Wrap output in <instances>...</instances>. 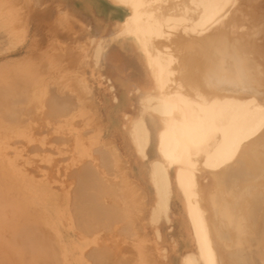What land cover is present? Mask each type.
Segmentation results:
<instances>
[{"label":"bare ground","instance_id":"bare-ground-1","mask_svg":"<svg viewBox=\"0 0 264 264\" xmlns=\"http://www.w3.org/2000/svg\"><path fill=\"white\" fill-rule=\"evenodd\" d=\"M24 1L0 0V147L21 141L0 157V264H166L136 220L159 236L172 192L192 236L180 264H264V0H112L105 18L99 0ZM120 80L141 87L120 126L140 157L150 143L144 217L99 123ZM57 193L84 243L26 210L41 195L54 211Z\"/></svg>","mask_w":264,"mask_h":264},{"label":"rangeland","instance_id":"rangeland-1","mask_svg":"<svg viewBox=\"0 0 264 264\" xmlns=\"http://www.w3.org/2000/svg\"><path fill=\"white\" fill-rule=\"evenodd\" d=\"M75 1H77V0H75ZM99 1L102 3V6L105 8L104 9L105 13H103L101 15L103 18L106 17L107 13H110L111 17H115V16L118 17L119 16L117 12L120 8L115 2H113L112 0H99ZM30 2H31V0H25L21 4V5H23V7H25L24 9H28L27 14H29L30 11L32 12V9H33V6L31 5L32 2H31V4H29ZM44 2H46V3H43V5H46V4H52L53 5L51 0H45ZM39 7H41V6H39ZM21 10H23V8H21L20 11ZM87 13H88L87 14L88 17L92 16L91 12L87 11ZM90 23H92V22H90ZM88 26H89L88 27L89 30H91L90 29V28H92L91 25H88ZM19 33H21V31ZM17 39H15V41ZM21 49H22V47L19 50H21ZM15 52H16V50L12 53H15ZM5 55H6V52L2 54V56H5ZM10 56L14 57V55H12V54ZM5 57H7V56H5ZM8 57H9V55H8ZM128 71H129V69H126L125 73L128 74L127 73ZM128 77L132 79L133 75L129 74ZM129 81L128 80L127 81H125V80L121 81L120 80V81L114 83V86L112 87V91L116 95V97L114 99H111V101H107L108 106L107 105L104 106V110L102 112L103 114L101 116L99 123H100V128L104 127V129H105L108 126H111L115 131L114 136L117 138V143L115 145H117L118 150L122 149V158L118 161L120 163V168L118 170L121 172L123 161H124V165H126L125 166L126 174L125 173H118V175H120V177L121 176L125 177L124 182L122 183L124 190L123 189L122 190L124 191L125 195L128 196V199L131 202H132V196H133L132 193L134 195H135V193L138 194L139 204H136L137 208L135 211H134L135 204H132L133 205L132 214L135 213L138 216L139 215L138 212L141 210L140 215L144 217V215H147L148 210L150 209V207L154 201L153 198H154V194H155L154 189L148 180L149 175H148V168H147L148 164L147 163H149L150 159H151L150 158L151 157V149H150V143H148L144 148V151L146 153L145 156L140 157L139 153L134 150L133 145L130 142L129 143L126 142L127 139L125 138L124 133L122 132L123 131L122 127L120 126L121 116L123 113H131V114L134 113L135 114L137 112L138 103H137V101H135V99L137 98V94L140 93L141 87L138 85L139 87H138L137 91L132 90L129 92V89H130ZM33 95L31 94V96H33ZM131 102H133V103L131 104ZM35 110L31 109L30 111H35ZM10 131H11V133H10ZM8 132H6V134H8V135L10 134V136L11 137L13 136V138L18 137L20 134V133H18V130L17 131L9 130ZM20 137H21V134H20ZM24 137L25 138L27 137V133L24 134V130L22 129V138H24ZM3 142H4V143H2L3 147H0V157H3V158L5 157V158H7L6 160H10L12 162V164H14V161H12V159L14 157V151L18 148V145H20L19 142H21V141L19 140L18 143L16 142V145L8 142L6 140H3ZM4 145H5V148H4ZM115 168L117 169L116 166H114V169ZM23 179H24V177H23ZM171 180H172V178H171ZM23 181H26L27 183L31 182V178L29 177ZM28 184H30V183H28ZM31 186H32V184H31ZM134 189H135V192H134ZM61 194H63V193H61ZM55 196L57 197L58 201L56 203H58V205L57 206H53V205L51 206L52 209H54V211L48 209V207H45L46 205L44 206V204H46L47 201L43 198H45L46 196H41V195H40L41 199L33 200L34 202L32 201V203L26 207V210L28 211V213H31V212H34L37 210L39 214H41L44 218H47L46 221H44V220L41 221V218H40L38 225L41 224V226L44 223V225L46 224L50 227L55 228L56 224H58L60 219L62 218V220H61L62 222L59 225L60 229H62V233H64L63 230L65 228H67V231L71 233V236H72V234L74 236V237H72V242H74L73 245L78 244V243H80V244L84 243L86 241V237L80 238L78 236V234L75 231L76 223H73V222L68 223L65 220V217H66L67 211H68V205H67V202H66L64 196H62L60 194L50 195V197H55ZM11 197H12V195H11ZM13 197L15 199H18L17 195H14ZM131 202L129 204V207L131 205ZM167 212H168V218L166 219L164 217H160L158 222H157L158 226L160 227L159 236H153V230H152V228L148 227L149 224L147 223L146 219H143V222H145V224L139 220H136V226H139L140 228L146 230V231L139 230L142 232L143 236H144V232H146V234H147L146 236L142 237V239L153 240V241L157 242L159 246L163 247V249L165 251L166 264H180L181 255L185 254V252L190 247H192V244H191L192 236L185 229V226L183 225L184 214H183L182 205L180 203V199H179L178 195H176L174 192H172L170 194L169 209ZM16 215H18V213H16L14 216H16ZM69 215L73 216V213L69 212ZM54 219L58 220V221H54ZM146 225H147V227H145ZM58 239L60 241V234L58 235ZM0 243L4 246V249L6 250L7 255L9 256V249L10 248L7 245L8 242H6V240H5L4 242H0ZM83 247H84V245H82L81 249ZM78 251H80V249H78ZM2 254L4 255V253L3 252L0 253V259H1V256H3ZM8 258H12V257H8ZM72 260H74V259H72ZM72 260L69 261L68 259H64L65 263H68V264H73ZM75 262L77 264H89L90 263V262H88L86 256H85V260L78 258L77 260H75ZM60 263L61 262H59V261L58 262L55 261L53 264H60Z\"/></svg>","mask_w":264,"mask_h":264}]
</instances>
